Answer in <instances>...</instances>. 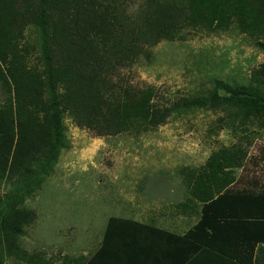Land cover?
<instances>
[{
  "label": "trees",
  "instance_id": "16d2710c",
  "mask_svg": "<svg viewBox=\"0 0 264 264\" xmlns=\"http://www.w3.org/2000/svg\"><path fill=\"white\" fill-rule=\"evenodd\" d=\"M235 24L264 52V0H0L6 96L0 105V264L11 257L39 260L21 245L26 226L37 218L24 203L65 147L66 114L101 137L155 129L177 110L202 107L233 108L235 120L264 123V63L250 84L216 80L209 96H183L171 104L158 103L153 86L118 78L164 39ZM30 25L38 28V47L24 42ZM216 156L228 160L227 167L242 161L241 151ZM215 159L207 163L206 179L192 172L191 200H201L200 219L186 233L111 216L101 244L81 264H260L264 190L232 188L235 177L221 174L225 169Z\"/></svg>",
  "mask_w": 264,
  "mask_h": 264
},
{
  "label": "rangeland",
  "instance_id": "374dc122",
  "mask_svg": "<svg viewBox=\"0 0 264 264\" xmlns=\"http://www.w3.org/2000/svg\"><path fill=\"white\" fill-rule=\"evenodd\" d=\"M38 41V28L30 25L24 42L38 47ZM262 63L256 39L235 24L225 31L192 30L184 39H164L118 78L139 88L153 86L156 101L171 104L183 96H209L216 80L250 84ZM5 97L0 84V105ZM244 118L235 120V110L228 107L177 110L158 128L101 137L66 114L65 147L24 203L37 218L26 226L21 245L39 260L11 257L4 264H81L100 245L113 215L154 218L179 230L192 226L201 207V200H191L192 172L206 179L207 163L224 151H241L238 166L227 167L226 159L214 162L225 169L221 174L235 177L232 188L263 191L264 123ZM184 205H192L189 215L176 214Z\"/></svg>",
  "mask_w": 264,
  "mask_h": 264
},
{
  "label": "crops",
  "instance_id": "0c3cea01",
  "mask_svg": "<svg viewBox=\"0 0 264 264\" xmlns=\"http://www.w3.org/2000/svg\"><path fill=\"white\" fill-rule=\"evenodd\" d=\"M190 201V196H189V198H186L185 199V201ZM191 206L192 205H184V207H182V209L180 210V213H176V214H178V215H184V214H186V215H189V212H190V210H191ZM192 214V213H191ZM113 216H119V217H123V218H129V219H133V220H135V221H138V222H140V223H143V224H147V225H152V226H156V227H159V228H163V229H166V230H168V231H171V232H174V233H177V234H180V235H183L184 233H186L190 228H192L195 224H197L198 223V221H199V219H200V216H199V218H198V220H197V222L195 223V224H193L192 226H190V227H188V228H186V229H181V230H179V229H177V228H172L173 226H171V227H165V226H162L161 225V223H159V221L158 220H156V219H150V220H146V219H140V218H132V217H129V216H120V215H113ZM111 217V216H110ZM109 217V218H110ZM158 219V218H157ZM105 229H106V227H105ZM104 232H105V230L103 231V233H102V240H103V236H104ZM102 242V241H101ZM101 244V243H100ZM99 247V246H98ZM98 247H96V249L98 248ZM262 248H264V243H262V244H259V247H258V251H257V257H258V255L260 256L259 258H260V261L262 262V264H264V250L263 251H261V249ZM95 249V250H96ZM94 250V251H95Z\"/></svg>",
  "mask_w": 264,
  "mask_h": 264
}]
</instances>
